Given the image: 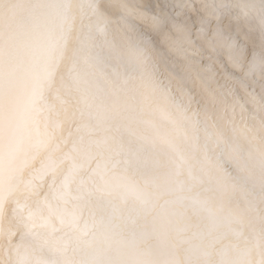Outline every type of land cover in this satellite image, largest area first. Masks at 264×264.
Segmentation results:
<instances>
[{
  "label": "snow or ice",
  "instance_id": "1",
  "mask_svg": "<svg viewBox=\"0 0 264 264\" xmlns=\"http://www.w3.org/2000/svg\"><path fill=\"white\" fill-rule=\"evenodd\" d=\"M187 7L192 13L187 21L138 14L151 22L170 52L194 65L202 102L190 88L176 93L154 79L151 91L141 93V106L133 110L129 93L137 78L120 67L119 59L107 64L97 57L85 69L78 53L66 66L65 85L58 102L49 107L52 119L43 128L30 125V91L22 97L15 126L21 135H31L37 153L48 150V165L26 175V169L35 168L36 156L7 174L0 164V239L4 213L11 205L8 248L0 264H75L70 256L73 245L92 244L88 225L104 219L115 227L135 224L140 207L157 195L149 189L161 186L156 175L160 167L167 170L165 186L173 196L167 204L181 218L182 231H188L187 222L199 219L207 207L210 185H227L233 179L225 175V154L212 128L221 121L236 124L238 111L242 118L249 104L264 110V99L254 92L245 87L242 98L236 91L245 80L264 78V53L249 60L236 41L198 17L191 3ZM149 44L144 41L142 51ZM16 47V37H0V62L11 58ZM100 96L105 102L97 105ZM159 120L167 121L173 134L161 136ZM57 168L65 169L63 176L45 188L44 178ZM217 215L211 213L209 222L183 243L198 251L214 246ZM45 249L52 259L36 258L35 253ZM205 254L204 264H211V253Z\"/></svg>",
  "mask_w": 264,
  "mask_h": 264
},
{
  "label": "bare ground",
  "instance_id": "2",
  "mask_svg": "<svg viewBox=\"0 0 264 264\" xmlns=\"http://www.w3.org/2000/svg\"><path fill=\"white\" fill-rule=\"evenodd\" d=\"M189 3L198 17L245 49L249 60L264 53V0H0V37L17 38L11 58L0 62V164L5 174L33 156L37 157L35 168L26 169V175L48 165V150L37 153L31 135H21L15 126L14 113L30 91V125L43 128L52 119L49 107L58 102L66 66L76 53L83 58L85 69L97 57L107 64L118 58L120 67L137 78L129 93L133 110L141 106V93L151 91L154 79L164 81L176 93L190 88L202 102L194 65L170 52L151 22L138 14L168 22L187 21L192 15ZM33 5L43 7L34 9ZM146 40L150 44L142 51ZM243 83L244 87L236 86L242 98H246V87L264 99V78ZM103 102L105 97L100 96L95 103ZM158 124L161 136L173 134L167 121ZM212 132L225 154V175L233 179L227 185H210L207 207L199 219L187 222L188 231L181 230V218L167 204L173 196L165 186L167 170L160 167L156 175L161 186L149 189L157 195L152 203L140 207L135 224L115 227L104 219L88 225L87 239L92 244L73 245L70 256L75 264H204L206 251L211 253V264H264V110L249 104L242 118L238 111L236 124L221 121ZM160 150H165L163 145ZM64 171L50 172L43 180L45 188ZM42 211L47 214L46 209ZM211 213H218L214 246L199 251L189 248L183 240L208 223ZM10 215L11 205L2 221L0 257L8 248ZM35 256L41 261L52 259L47 249Z\"/></svg>",
  "mask_w": 264,
  "mask_h": 264
},
{
  "label": "clouds",
  "instance_id": "3",
  "mask_svg": "<svg viewBox=\"0 0 264 264\" xmlns=\"http://www.w3.org/2000/svg\"><path fill=\"white\" fill-rule=\"evenodd\" d=\"M262 39H264V38H262ZM238 76H239V74H237ZM241 79H243V77H240Z\"/></svg>",
  "mask_w": 264,
  "mask_h": 264
}]
</instances>
